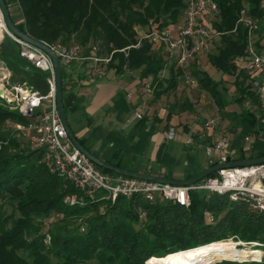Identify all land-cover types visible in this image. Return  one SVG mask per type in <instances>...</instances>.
I'll return each instance as SVG.
<instances>
[{"label": "trees", "instance_id": "trees-1", "mask_svg": "<svg viewBox=\"0 0 264 264\" xmlns=\"http://www.w3.org/2000/svg\"><path fill=\"white\" fill-rule=\"evenodd\" d=\"M4 1L14 24L32 38L49 45L78 44L86 52L96 46L99 56L112 53L108 68L116 73L138 71L142 84L150 78L154 101L174 92L182 80V69L166 57L163 46L141 36L152 23L158 27L179 25L187 0ZM213 1L217 12L212 13L210 31L220 34L216 37V52L207 53V61L222 76L233 77L234 93L228 92L222 79H214L195 63L190 64V73L201 91L211 97L217 111L229 117L234 159L263 157L264 132L260 134L256 114L244 106L246 100L255 104L257 98L251 89L252 73L239 64L247 58L248 35L247 27L238 20L242 15L258 20L254 44L258 52L264 53V0ZM145 27L147 30L140 33L139 29ZM126 47L130 48L121 51ZM0 61L11 72V84L25 83L43 94L48 91V73L22 57L19 44L7 34L0 42ZM166 68L168 76L161 78ZM61 74L66 115L80 111L81 120H87V98L74 91L73 73L61 65ZM67 96L72 98L71 106L66 104ZM229 103L236 104L239 110L227 111ZM193 108L192 100L185 97L170 105L164 120L155 118L151 122L143 112L128 130H103L96 125L79 136L82 127L71 129L88 152L115 167L187 180L218 162L206 155L205 160L200 158V149L204 151L213 143L212 136L204 135L205 121L202 128L191 133V142L182 146V158L172 151L173 140L166 135L154 159H150L149 147L157 124L163 121L161 131L167 132L172 116ZM107 109L116 121H121L133 107L126 94L118 92ZM27 121L0 99V264H150L153 257L160 258L163 264L168 254L229 238L257 243L262 249L260 261L245 258L214 264H264V214L243 202L231 201L227 195L192 189L188 193L190 204L181 206L161 198L149 202L141 195L111 200L100 192L70 205L66 198L78 190L50 173L41 162L43 148L29 146L14 130L15 123ZM178 125L189 132V124ZM247 135L256 137L246 151L243 139ZM179 165L183 171L177 177L174 170ZM215 175L216 172L208 177ZM139 208L146 212L145 218H140ZM52 215L58 219L48 224L45 219Z\"/></svg>", "mask_w": 264, "mask_h": 264}, {"label": "built area", "instance_id": "built-area-1", "mask_svg": "<svg viewBox=\"0 0 264 264\" xmlns=\"http://www.w3.org/2000/svg\"><path fill=\"white\" fill-rule=\"evenodd\" d=\"M216 12L217 5L213 0H187L182 24L158 27L152 23L149 29L142 33L143 39L161 44L166 57L170 61H175L176 66L182 69L181 78L186 88H194L197 83L186 69L188 63L202 54L211 41L220 34L212 33L202 21L205 13ZM238 22L247 27L248 35L247 58L239 64L252 73L251 89L257 98L255 104L251 100H246L244 106L256 114L261 128L260 134H262L264 132V53L258 52L254 44V32L258 29L257 21L242 15ZM4 33L19 44L22 57L39 70L48 73V91L43 94L25 83L11 84V72L0 61V90H2L0 99L9 109L17 110L28 119L25 124L15 123L13 125L19 138L31 147L43 148L41 162L46 169L78 190V193L66 198L70 205L81 201L83 197H93L102 192L106 198L111 200L118 196L129 198L133 195H141L149 202L161 198L181 206H188L190 204L189 190L202 189L227 195L231 201L243 202L264 214V164L220 169L215 176L207 177L199 184L191 186L162 184L101 172L93 162L72 145L67 136L56 105L55 74L49 55L41 48L10 34L5 26ZM45 44L58 57L60 65L68 67L74 63L87 64L86 74L89 78L104 77L112 61V53L105 57L97 55L96 46H92L86 52L78 44ZM136 46L138 44L132 47ZM129 48H123L121 51ZM142 88L145 93L152 94L151 79H146ZM126 98L130 100L131 94H126ZM144 109L145 104L143 103L140 109L135 110L134 119H141ZM217 124V119L211 118L204 122V127L206 129ZM176 136V129L170 126L166 132V138L174 140ZM255 137V135L244 137V150L247 151L252 147ZM187 142H191V137L187 138ZM204 153L208 157L216 158L217 163L236 160L231 138L226 133H221L211 145L205 146ZM145 215L146 212L139 208L140 218H145ZM207 218L212 220L210 215H207ZM241 244L246 243L239 240L235 242L237 246ZM260 258L261 256L256 261H260Z\"/></svg>", "mask_w": 264, "mask_h": 264}, {"label": "rangeland", "instance_id": "rangeland-1", "mask_svg": "<svg viewBox=\"0 0 264 264\" xmlns=\"http://www.w3.org/2000/svg\"><path fill=\"white\" fill-rule=\"evenodd\" d=\"M213 17L214 16L212 13H207V14H204V18L202 19L203 23L206 25V27L209 30H210V21L213 19ZM15 18H16V20H19V15L17 13H15ZM256 21L258 22V20H256ZM1 29H4V28H0V30ZM3 34H5L4 30H1L0 31V38H1V35L3 36ZM217 43H218V39L214 38L202 54H199L197 57H195L193 60H191L188 63V66L186 69L190 75H191L190 71L192 68L190 66V64L192 65V63H195L200 68L207 70L208 73H210L214 78H220L219 73H217L208 63L207 56H206L207 53L216 52ZM0 67H1V64H0ZM0 70H1V68H0ZM232 82H233L232 76H225V75L223 76L222 83L228 88V92L230 94L234 93L233 92L234 86H233ZM174 92L175 93L174 94L172 93L171 97L168 95V96H166L165 101L162 100L161 102H159L165 108L164 113L167 112V110L170 106V104H169L170 101L171 102H173V101L175 102V100L181 101L185 97L192 100V102L194 103V108L192 111L186 110V111L180 112L177 115L172 116V118L170 120V123L172 126H174L176 129L178 127L179 130L182 131V129H183L182 125H178V124H186L187 123V124H189L190 131H195L197 128L201 127L202 122H204L208 119H211V118H215V119H217L218 124L216 126L204 129L205 130L204 135H210L214 139L217 138L221 133H226L229 135L228 127H229L230 122H231L229 117H224L220 112L217 111V108H216L213 100L211 99V97L208 94H206L205 92L201 91V89L198 87L197 83L194 86V88H186L185 86H183V82L180 79L179 80V86L176 88V90ZM169 99H170V101H168ZM227 100H229V97H227ZM166 101H167V103H166ZM155 103L158 104V102H155ZM156 104H155V109H150L149 113L147 112L148 117H150V118L153 117L152 121L155 120V118L157 120L159 119L157 112L159 109H163V108L157 106ZM109 106H110V104L108 103L105 106H103L99 111V112H103V115L106 118L105 119L106 122L104 123V125L105 124L111 125L113 123V120H114L113 114H111L110 111H108V109H107ZM226 110L227 111H230V110L231 111H238L239 108L236 104L229 103L226 107ZM99 112L96 115H94V117L95 116H102L103 117V115L99 114ZM81 116H82V113L80 111H77L75 113L71 112V114H69L67 116L72 128H77V127H80L81 125H86L89 127V130H91L96 125V120L92 119L90 121H86V120L84 121V120H81ZM134 120L136 121V119H134ZM108 121H109V123H108ZM74 123H75V125H74ZM163 124H164V122L159 124L161 129L163 127ZM102 125L103 124L101 123V126ZM187 144H189V143L187 142L186 139H184L180 142H176V143L172 142V151L175 154H179L177 156H180L182 158V155L180 154L182 151V146H185ZM149 150H150V148H149ZM199 154H200V158L202 161L204 159H206L205 153L202 149H200ZM182 171H183V167L181 165H179L175 168L174 173L176 176H180ZM59 218H61V217H59ZM57 219H58V217L56 215H54V216L52 215L45 220L48 224H52V222H55ZM45 229H46V227H45ZM219 242L228 243L231 246H234L240 250H243V249H246L247 251L255 250V251H258V253H255V254L246 253V254H241L239 256L238 255L237 256H218L219 258L215 257V260L213 261L212 264H214L216 262H221L223 260L240 261V260H230V259H245L246 258L245 260H247V261H250V260L256 261V260H259V256H261V254H262V249H260L261 247H259L258 244H255V243L254 244H243V245L241 244L240 246H237V245H235L236 240L231 239V238L224 240V241H219ZM213 243H215V242H213ZM241 261H243V260H241ZM150 264H161V259L157 258V257H153L152 260L150 261Z\"/></svg>", "mask_w": 264, "mask_h": 264}, {"label": "crops", "instance_id": "crops-1", "mask_svg": "<svg viewBox=\"0 0 264 264\" xmlns=\"http://www.w3.org/2000/svg\"><path fill=\"white\" fill-rule=\"evenodd\" d=\"M206 14V13H205ZM204 18V15L202 19ZM180 24L183 22V16L180 20ZM147 30V27L140 28L139 32L142 33ZM87 64L85 63H74L71 66L66 67V70L68 72L73 73L74 83L76 84L74 87V91L77 94L84 95L87 98L86 107H85V113L88 115V118L86 121H90L92 119L96 120V125H102L103 130H107L110 128L114 129H120V130H128L132 127L134 120V112L137 109H140L142 104H145L144 112L146 115H148L150 109H155V102H158L156 104L157 106L163 108L159 109L157 112L158 118L164 120L165 115L167 112L164 113L165 108L162 106L161 102L162 100H166V96H172V93L170 92L167 95H163L161 98L157 100H153V93L147 94L143 91L142 88V81L139 79V73L138 71H124L121 73H116L115 69L113 68H107L106 75L101 78H89L86 74ZM207 71V70H206ZM208 72V71H207ZM218 73V72H217ZM210 74V73H209ZM211 75V74H210ZM168 76V70L167 68L163 70L160 77L165 78ZM212 76V75H211ZM213 77V76H212ZM220 78H214L216 80L222 79L223 76L219 73ZM150 79V78H148ZM184 86V85H183ZM118 92H124L125 94H131V99L129 102L132 104V111L129 113H125L122 115L121 121H115L113 120V123L111 125H104L105 117L103 115V112H99L100 109L105 106L106 104H112L113 99L117 95ZM176 97V96H175ZM170 101V99L168 100ZM176 101V100H175ZM174 102V101H173ZM173 102H169L171 105ZM167 103V101H166ZM170 107V106H169ZM169 109V108H168ZM229 110V109H228ZM231 111V110H230ZM103 115L102 116H95L97 113ZM148 112V113H147ZM165 114V115H164ZM164 115V116H163ZM114 117V115H113ZM150 118V117H149ZM153 117L150 118L152 122ZM112 120V119H111ZM74 121V120H73ZM163 122V121H162ZM109 123V121H108ZM107 123V124H108ZM75 125V123H74ZM95 125V126H96ZM82 129L79 130L78 135L82 136L86 132H88L89 127L86 125H81ZM77 127V128H80ZM198 129V128H197ZM196 129V130H197ZM177 136L173 140V142H180L184 139L187 140L188 137H190L191 133L194 131H190L188 133L179 130L177 127ZM195 130V131H196ZM190 134V135H189ZM166 131H161L160 125L157 124V131L152 135L151 141H150V150H149V156L150 159H154L155 153L159 147V145L165 140ZM230 138H232V135L229 133ZM212 137V142H214V139ZM183 151H181L180 154H182ZM179 155V154H176ZM205 160V159H204ZM180 177V176H177Z\"/></svg>", "mask_w": 264, "mask_h": 264}, {"label": "water", "instance_id": "water-1", "mask_svg": "<svg viewBox=\"0 0 264 264\" xmlns=\"http://www.w3.org/2000/svg\"><path fill=\"white\" fill-rule=\"evenodd\" d=\"M0 13L3 18V24L7 31L14 35L15 37L28 42L32 45H35L42 50H44L50 57L53 68H54V74H55V85H56V105L57 109L59 112V116L61 119V122L65 128V131L67 133V136L72 143V145L77 148L79 151H81L82 154H84L91 162H93L96 166L108 170L110 172L116 173L118 175L122 176H127V177H132V178H138V179H143V180H148V181H155L159 182L162 184H171V185H177V186H191L194 185L203 179L207 178L210 176L212 173H215L219 171L220 169H226V168H233V167H247V166H255V165H261L264 164V156L259 157V158H249V159H244V160H233V161H228V162H221L217 163L215 165H212L210 167H207L204 169L202 172H200L198 175L187 179V180H178V179H167L161 176H156L152 174H146L142 172H134V171H129L125 169H121L118 167H115L92 153L88 152L77 140L75 134L72 132L71 126L69 124L65 108H64V101H63V96H62V74H61V65L58 60V57L55 55V53L42 41L36 40L29 36L27 33L21 31L12 21L10 17V13L8 10V7L5 3L4 0H0ZM3 38V36H2ZM1 38V40H2ZM0 40V42H1ZM2 94V90H0V95ZM66 104L68 106H71L72 104V98L71 96L66 97ZM72 110L75 109L74 106L71 107Z\"/></svg>", "mask_w": 264, "mask_h": 264}, {"label": "bare ground", "instance_id": "bare-ground-1", "mask_svg": "<svg viewBox=\"0 0 264 264\" xmlns=\"http://www.w3.org/2000/svg\"><path fill=\"white\" fill-rule=\"evenodd\" d=\"M0 25L4 28L0 14ZM255 254L258 251L240 250L228 243L215 242L193 249L168 254L163 259V264H212L218 256H239L241 254ZM219 258V257H218Z\"/></svg>", "mask_w": 264, "mask_h": 264}, {"label": "flooded vegetation", "instance_id": "flooded-vegetation-1", "mask_svg": "<svg viewBox=\"0 0 264 264\" xmlns=\"http://www.w3.org/2000/svg\"><path fill=\"white\" fill-rule=\"evenodd\" d=\"M69 121V120H68ZM70 123V122H69Z\"/></svg>", "mask_w": 264, "mask_h": 264}]
</instances>
